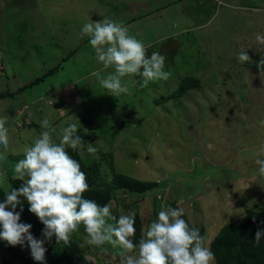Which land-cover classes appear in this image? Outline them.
Wrapping results in <instances>:
<instances>
[{
	"label": "rangeland",
	"instance_id": "obj_1",
	"mask_svg": "<svg viewBox=\"0 0 264 264\" xmlns=\"http://www.w3.org/2000/svg\"><path fill=\"white\" fill-rule=\"evenodd\" d=\"M105 17L122 22L149 55H165L170 78L141 88L131 84L141 77H125L130 94L117 97L102 88L100 77L113 69L98 61L81 29ZM257 36L264 37V0H0V64L5 69L0 92L9 91L6 101L16 108L13 115L0 112L8 117L10 135L6 159L0 161L7 173L0 187L5 192L13 188L14 165L44 130L40 121H50L57 141L65 127L76 124L85 143L82 155L101 162L107 182L122 174L160 186L139 199L120 193L112 201L114 215L135 210L144 233L163 208H179L181 192L186 205L194 203L189 210L183 207L185 217L205 228L210 247L225 222H246L248 210L264 214V176L255 163L264 159L259 149L264 143L259 124L264 120V71L255 68L264 62V43ZM242 51L247 61H240ZM191 78L200 81L199 87L184 94ZM28 124L35 126L25 128ZM242 189L246 192L231 211L225 202L231 204L232 191ZM210 193L218 204H209ZM85 237L79 230L71 239L82 244ZM83 249L95 264H122L118 247ZM14 252V264L31 254L20 245Z\"/></svg>",
	"mask_w": 264,
	"mask_h": 264
},
{
	"label": "clouds",
	"instance_id": "obj_2",
	"mask_svg": "<svg viewBox=\"0 0 264 264\" xmlns=\"http://www.w3.org/2000/svg\"><path fill=\"white\" fill-rule=\"evenodd\" d=\"M81 35L90 38L96 58L103 67L113 69L106 77H100L99 83L114 97L130 94L125 77H141L139 81L133 79L131 84L146 88L150 82L167 81L171 76L165 70L166 56L159 52L149 55L144 42L130 34L122 22L107 17L92 21L83 25ZM257 40L264 43V37L257 36ZM239 59L247 61L249 56L242 51ZM7 124L8 117L0 116V148L3 149L0 161L6 159L4 153L10 146ZM259 124L264 127V120ZM40 125L44 130L25 149L24 158L14 165L15 177L20 180L27 177L26 181L19 189L6 192L0 201V240L11 246L29 247L32 258L38 264H46L45 243H50L54 237L57 244H68L72 234L83 226L86 237L81 248L85 245L102 248L106 244L118 247L122 264H214V253L200 230L183 218V208H163L138 243L134 242L137 232L135 210L117 217L112 213L111 201L101 206L84 196L89 191L87 175L67 150L76 151L85 144L77 135L76 124L65 127L58 141L49 130L51 125L47 118L40 121ZM87 150L95 151L91 144ZM260 154L264 155V145ZM255 163L259 166V175L264 176V159L257 158ZM6 175L0 168V184L4 183ZM20 197L26 198L29 210L45 225L41 239L32 235V225L21 222V214L16 211L21 204ZM262 239L264 229H258L254 241L259 244Z\"/></svg>",
	"mask_w": 264,
	"mask_h": 264
},
{
	"label": "trees",
	"instance_id": "obj_3",
	"mask_svg": "<svg viewBox=\"0 0 264 264\" xmlns=\"http://www.w3.org/2000/svg\"><path fill=\"white\" fill-rule=\"evenodd\" d=\"M255 68L259 72L264 71V62H257ZM49 74L38 78L30 84V87L39 84ZM198 84L200 83L197 79L191 78V81L185 83L182 92L185 94L186 91L199 87ZM10 95L9 92H0V100ZM33 126L35 125H24L25 128ZM67 150L80 163L82 171L87 175L89 191L84 193L85 198L93 199L101 206L114 201L122 192L132 196L134 199H139L150 195L152 191L159 187L154 182L141 181L122 174H115L112 181L107 182L106 177L102 173V164L99 160L84 157L80 147L76 151L70 148ZM100 154L102 158L105 157L102 152ZM105 159L107 162L109 161L108 158ZM26 179L27 177L24 180H14L13 188L19 189ZM5 193L4 189L0 187V201L5 198ZM20 200L21 204L18 205L16 211L21 214V222L32 225L30 229L32 235L37 239H41L45 225L29 210L30 205L26 198L20 197ZM171 206L173 207L174 205ZM247 214L246 222L237 225H225L211 242L210 249L215 255L216 264H264V239L259 244L254 241L256 231L264 229V214L259 215L251 210H248ZM183 218L188 221L185 216ZM135 227L137 232L134 242L138 243L143 233V222L139 216L136 217ZM80 230H84L83 226L80 227ZM199 230L201 235L205 237V228H200ZM80 245L81 243L73 238H70L68 244L63 242L57 244L53 237L50 243H45L47 248L46 264H95L94 260L85 254L84 249ZM15 247L17 246H11L6 241L0 240V264H14L18 260V255L14 252ZM23 260L22 264H38V262H33L30 253Z\"/></svg>",
	"mask_w": 264,
	"mask_h": 264
},
{
	"label": "crops",
	"instance_id": "obj_4",
	"mask_svg": "<svg viewBox=\"0 0 264 264\" xmlns=\"http://www.w3.org/2000/svg\"><path fill=\"white\" fill-rule=\"evenodd\" d=\"M59 66H60V64H58L57 65V67L56 68H59ZM51 71L52 70H50V72H48V74L49 73H51ZM3 72H5V69H4V66H3V64H0V79L3 77ZM189 78V77H188ZM192 78H194V77H192ZM198 80V79H197ZM36 81V80H35ZM199 81V80H198ZM33 83V82H32ZM199 83H200V81H199ZM30 85V84H29ZM37 85V84H36ZM28 85H25V86H23V87H21V90L20 91H18V93H22V91L23 90H26L28 87H27ZM35 86V85H34ZM33 87V86H32ZM195 88V87H194ZM14 90H16V89H14ZM190 90H192V89H190ZM190 90H188V91H186V92H189ZM6 92H9V91H6ZM185 92V93H186ZM53 93V92H52ZM51 94V93H50ZM183 96V95H182ZM8 98H10V97H8ZM7 100V98H4V99H1L0 100V112L2 113V112H4V113H6V114H9V115H13L14 114V112L15 111H12L13 109H16L15 107H12V105L11 104H9V102H7L6 101ZM3 108H5V110L3 109ZM3 110V111H2ZM17 111V110H16ZM221 114H223V113H221ZM241 114H243V112H241ZM20 131V130H19ZM32 133V132H31ZM36 134H38V133H36ZM262 145H264V143H261L259 146V149L261 148V146ZM245 149H247V148H245ZM236 156H234L233 158H235ZM222 162H224V161H222ZM227 163H225V165H228V161H226ZM224 166V165H223ZM222 166V167H223ZM222 167H220V168H222ZM226 167V166H225ZM228 175L230 176L231 174L230 173H228ZM211 178H212V176H211ZM240 178L242 179L243 177H242V173L240 174ZM254 178V176L252 177V179ZM212 179H214V182H217V181H221L219 178H212ZM251 180V179H250ZM237 182H238V180H236V184H237ZM224 186H228V184H226V185H224ZM160 187V186H159ZM158 187V188H159ZM235 189V186H234V184H233V187H232V190H234ZM179 190H182V189H179ZM220 189H218V190H214L213 191V193L214 194H216L215 193V191H219ZM183 191V190H182ZM248 191H250V189H247V192ZM246 192V190H244V189H242L238 194H236L237 192H235V191H232V194H231V199H232V202H231V204H229L228 202H225V203H227V205L226 206H232V208H231V211H233L234 210V207H233V204L235 203V202H237V201H240V197L242 198L243 197V195H244V193ZM213 193H210V195H212L213 196ZM177 197V199L178 200H180V203H181V205L179 206V208H183L184 206H187V209L189 210V207H191L194 203H191L192 205H190V203L188 204V205H186L184 202H185V199H183L182 197H183V195H181V192H178V195L176 196ZM219 200L221 199L220 197L218 198ZM208 202H209V204L210 205H216V204H218V202L215 200V196H213L212 197V199L209 201L208 200ZM173 205V204H172ZM189 206V207H188ZM205 206H208V205H205ZM213 210H212V212H214L215 210H216V207H213L212 208ZM249 208H247L246 210H248ZM185 212V211H184ZM207 212H210V211H208L207 210ZM186 213V212H185ZM227 221V220H226ZM226 225V222H225V224H224V226ZM223 226V227H224ZM222 227V228H223ZM196 228H198V229H200L199 227H196Z\"/></svg>",
	"mask_w": 264,
	"mask_h": 264
}]
</instances>
